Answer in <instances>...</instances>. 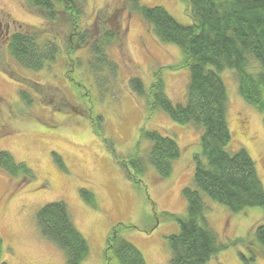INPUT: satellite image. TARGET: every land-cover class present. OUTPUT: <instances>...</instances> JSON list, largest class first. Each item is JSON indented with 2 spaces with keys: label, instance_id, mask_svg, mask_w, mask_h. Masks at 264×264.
Here are the masks:
<instances>
[{
  "label": "rangeland",
  "instance_id": "obj_1",
  "mask_svg": "<svg viewBox=\"0 0 264 264\" xmlns=\"http://www.w3.org/2000/svg\"><path fill=\"white\" fill-rule=\"evenodd\" d=\"M139 1L163 6L181 23L192 22L186 0ZM106 5L116 7L124 38L122 44L117 42L107 49L117 65L115 72L104 68L93 73L85 47L69 55L75 60L71 68L62 41L61 31L67 28L63 18L51 30L60 37L56 36L60 50L55 60L39 70L18 64L8 52L6 35L24 25L42 27L45 20L30 12L24 0H0V150L10 152L34 173L32 179H25L0 168V260L8 264H66L64 253L41 236L35 222L36 209L53 200L66 203L74 225L87 240L88 255L80 264H108L103 251L110 227L116 222L136 226L125 228L121 235L140 250L146 264L169 263L167 236L177 233L179 225L161 212H186L181 189L192 184L200 130L191 123L172 120L160 108L149 110L147 98L135 92L130 80L140 78L148 92L154 72L159 70L166 95L173 103H185L189 69L182 49L158 41L141 16L129 11L128 0H86L84 24L93 23L96 11ZM248 68L257 73L261 66L250 59ZM219 75L227 94L231 134L227 148L246 149L264 186V114L239 94L235 70L226 68ZM23 79L49 90L45 94L33 92V102L26 104L19 95L21 88L28 87ZM97 115L102 120L93 124ZM97 124L101 133L94 130ZM142 127L176 140L180 154L168 177H160L150 163L139 182L122 172L118 157L133 153L147 157L151 142L140 139ZM53 152L65 168L57 164ZM80 188L93 193L96 207L84 200ZM202 197L205 210L199 223L216 232L218 243H227L206 264H264V258L255 252L254 260H245L250 256L248 248L232 243L238 237H251L254 226L264 223L263 208L249 206L233 212L204 194Z\"/></svg>",
  "mask_w": 264,
  "mask_h": 264
},
{
  "label": "trees",
  "instance_id": "obj_2",
  "mask_svg": "<svg viewBox=\"0 0 264 264\" xmlns=\"http://www.w3.org/2000/svg\"><path fill=\"white\" fill-rule=\"evenodd\" d=\"M85 2L24 0L26 8L40 15L45 24L42 27L24 25L6 35L11 57L21 66L34 70L54 61L60 50L56 39L59 36L51 30L63 18L67 28L61 31L62 41L71 68L75 60L69 55L85 47L89 52L87 64L93 73L104 68L114 73L117 65L109 58L107 49L114 43L123 42L119 13L116 7L109 9L106 5L96 11L93 23L84 24ZM186 2L192 19L189 24L176 20L161 5L149 6L139 0H128L129 11L141 16L158 41L173 43L182 49L184 63L189 69L185 103H173L166 95L159 70L154 72L148 92L140 78H131L130 83L139 96L147 98L149 110L160 108L172 120L191 123L200 130V151L193 154L192 184L181 189L186 200V212L181 215L163 211L161 216L175 220L179 225L177 233L167 236L170 249L168 264H206L210 256L225 248L227 243H218L216 232L199 223L205 210L203 194L233 212L249 206H259L264 210V186L254 160L243 147L233 151L227 148L231 140L226 117L227 94L219 75L226 68L235 70L239 94L264 114V0ZM46 34L51 37H46ZM250 59L258 61L261 66L259 72L249 70ZM77 63L81 61L77 59ZM23 80L28 87L21 88L19 95L26 104L33 102V92L45 94L49 90L41 83ZM65 100L64 105H68ZM94 119L93 124L102 120L100 115ZM97 125L94 130L101 133L100 125ZM140 139L151 142L147 157L138 153L129 154L126 158L118 157L124 175L139 182L146 164L150 163L160 177H168L173 161L180 154L176 140L144 127L140 130ZM108 145L115 155L111 143ZM53 155L57 164L65 168L61 157L55 152ZM0 168L12 176L34 177L32 169L24 162L16 161L7 150H0ZM80 193L89 205L96 207L90 190L80 188ZM35 222L41 236L64 253L66 264H80L87 257V240L74 225L64 201L53 200L38 207ZM130 227L136 226L121 222L111 225L103 251L108 264H146L140 250L121 235L125 228ZM238 242L250 251L249 258L245 260H254V252L264 258V223L254 226L251 237L247 235L232 241ZM1 246L0 236V249ZM0 264L8 263L0 260Z\"/></svg>",
  "mask_w": 264,
  "mask_h": 264
}]
</instances>
